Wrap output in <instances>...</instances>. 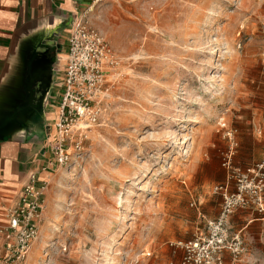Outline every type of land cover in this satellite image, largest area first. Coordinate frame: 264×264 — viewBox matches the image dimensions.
I'll list each match as a JSON object with an SVG mask.
<instances>
[{"label": "rangeland", "instance_id": "1", "mask_svg": "<svg viewBox=\"0 0 264 264\" xmlns=\"http://www.w3.org/2000/svg\"><path fill=\"white\" fill-rule=\"evenodd\" d=\"M88 18L116 55L108 110L49 181L26 264L176 263L220 210L221 120L236 159L262 154L264 0H96ZM249 235L240 264H264V236Z\"/></svg>", "mask_w": 264, "mask_h": 264}, {"label": "built area", "instance_id": "2", "mask_svg": "<svg viewBox=\"0 0 264 264\" xmlns=\"http://www.w3.org/2000/svg\"><path fill=\"white\" fill-rule=\"evenodd\" d=\"M90 10L74 12L67 50L57 55L53 88L60 103L54 131L44 142L49 170L69 167L82 157L90 131L101 125L108 110V76L117 60L109 42L91 25ZM220 127L230 146L222 163L225 180L214 187V194L221 198L219 213L193 240L180 243L181 258L171 264H240L247 246L242 231L233 230L231 219L240 210L264 215V147L259 162L238 166V133L224 119ZM48 189L49 182L29 175L18 204L7 211V221L0 226V264H26L44 223Z\"/></svg>", "mask_w": 264, "mask_h": 264}, {"label": "crops", "instance_id": "3", "mask_svg": "<svg viewBox=\"0 0 264 264\" xmlns=\"http://www.w3.org/2000/svg\"><path fill=\"white\" fill-rule=\"evenodd\" d=\"M95 3L0 0V127L5 121L0 132V226L7 221V211L18 204L30 174L49 182L59 170H49V152L44 149L60 103L53 88L57 55L67 49L74 12H84ZM48 86L51 90L45 96ZM239 153L244 154V147ZM261 157L252 163L235 159V163L246 167ZM246 211L247 224L239 231L249 229V240L252 235L264 236V216ZM2 245L0 236V251Z\"/></svg>", "mask_w": 264, "mask_h": 264}, {"label": "water", "instance_id": "4", "mask_svg": "<svg viewBox=\"0 0 264 264\" xmlns=\"http://www.w3.org/2000/svg\"><path fill=\"white\" fill-rule=\"evenodd\" d=\"M49 86H50V84H49ZM49 86L47 87V89H46V91H45V93H44L45 96H46V94H48L49 91L51 90V89L49 88ZM2 126H3V127H2ZM4 126H5V121H3V123H2V125H1V127H0V132H1V130H4Z\"/></svg>", "mask_w": 264, "mask_h": 264}]
</instances>
